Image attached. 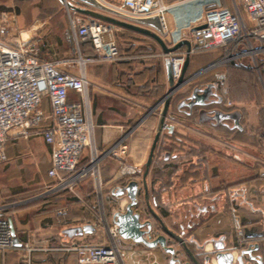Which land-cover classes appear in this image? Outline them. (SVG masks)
<instances>
[{
	"label": "crops",
	"instance_id": "0c3cea01",
	"mask_svg": "<svg viewBox=\"0 0 264 264\" xmlns=\"http://www.w3.org/2000/svg\"><path fill=\"white\" fill-rule=\"evenodd\" d=\"M159 1L172 5V9L162 17L165 28V33L161 36L163 41L177 28L183 34L181 41L189 42L192 33L202 28V25L194 20L196 13L203 8L221 6L234 10L235 4L240 12L242 11L241 0H212L205 5L201 0ZM241 15L244 17L242 12ZM64 16L66 17L65 12ZM66 20L71 51L76 56L78 52L84 56H91L93 51L89 44H75L67 17ZM34 25L39 26L33 36L37 38L40 57L48 60L45 52L48 47L43 37L39 36L44 24L33 23L28 27ZM147 29L155 32L152 28ZM115 37L120 51L128 56L127 59L96 61L84 67V76L88 83L89 116L94 126L92 148L100 156L95 176H88L78 182L72 192L55 190L53 189L55 181L48 176L50 148L44 143L42 136L34 132L28 139L7 142L5 162L16 157L15 147L19 144L34 139L41 141L46 156L37 176L40 177L39 180L48 183V191L45 194L53 195V198L43 200L48 206L58 204L57 207L62 208L64 215L53 219L43 217L32 231L29 229L23 231L20 228L18 232L16 213L12 208L14 205L5 203L11 206L6 216L12 221L20 247L5 254L0 253V264H24L21 258L25 253L23 249L25 243L36 245L30 254L32 264H77L75 254L65 251L64 248L78 243H92L94 237L95 240L97 238L99 241H105L107 229L113 225V214L123 212L125 206L121 200L126 197H116L113 191L124 187L131 180L138 181L141 185V169L147 160L159 125L162 101L171 87L166 63L168 54H164L159 45L149 37L127 29L116 27ZM166 46L171 48L167 43ZM183 52H186V46H181L174 53ZM224 56L225 51L221 48H210L189 55V63L183 78L187 83L172 97L165 118V124L172 127V132L162 130L154 161L146 177L152 209L159 214L169 229L182 233L186 239L193 237L199 245L205 244L206 252L213 251L211 240L222 236L226 238L225 246L231 247L230 243L235 238L236 220H239L244 228L243 245H236L233 242L232 246L235 244L241 249L264 240V177L259 173L262 177L259 184H256L255 180L249 182L252 175L238 176L229 156L220 154V146H234L231 143V135L243 131L241 111L227 107L226 101H230L229 97L222 95L212 82L205 79L209 72L205 71L221 61ZM236 66L250 67V62L248 59H243L241 65ZM66 68L73 74H79L75 65L64 66V69ZM207 85L213 86L212 93L215 97L210 96L209 100L216 103L206 108L203 116H200L203 110L200 107L193 108L191 113L186 106L178 108L182 101H188L187 98L195 87L204 89ZM67 99L69 103L77 102L80 100V95L69 91ZM41 110L45 114L50 111L46 97L42 99ZM213 110L222 115L238 113L239 116L237 119L224 116L216 120L210 118L213 116V112L210 111ZM47 125V122H42L39 130ZM189 129L196 130L201 137L191 136L188 133ZM121 146H125L124 154H120ZM112 148L115 151L114 155H104ZM90 155L91 149H85L79 165L86 164ZM122 165L128 169H135L136 174L122 175L120 172ZM13 167L19 166L16 164ZM98 186L99 193L96 192ZM237 190H242L243 193ZM140 191L138 197L143 204L142 190ZM71 195L77 199L74 197L70 199ZM80 202L84 203L83 206L81 205L84 211L73 212ZM93 202H96L98 210H102L103 213L100 218L92 220L91 213L90 219L88 217L87 208ZM144 208V205L140 207L144 210L143 219H147L148 213ZM65 220L68 222L62 224ZM27 224L26 221L21 227ZM61 225L63 226L60 227ZM84 225H91L96 229L94 228L91 234L71 238L62 232L66 228ZM152 225L150 236L162 235L157 222L152 221ZM57 226L59 230L55 234L53 231ZM32 232H43L39 235L37 243H35V235L30 234ZM167 241L170 243V240ZM121 242L128 247V258L125 259L124 264H142L143 261L139 260L137 251L143 249L150 252L149 261H153L154 264H171V256L160 247L148 249L129 240L122 239ZM192 250L194 253H199L194 246ZM234 255L236 256V252ZM200 259L202 260L203 257ZM186 261L185 256L181 258V264Z\"/></svg>",
	"mask_w": 264,
	"mask_h": 264
},
{
	"label": "built area",
	"instance_id": "2783aa9c",
	"mask_svg": "<svg viewBox=\"0 0 264 264\" xmlns=\"http://www.w3.org/2000/svg\"><path fill=\"white\" fill-rule=\"evenodd\" d=\"M58 1L68 19L73 41L75 44H89L93 54L84 56L78 52L72 59L44 60L39 54L37 38L33 36L38 25L27 30L15 29L11 18L6 14L0 17V163L6 161L5 146L9 140L28 139L32 133H38L50 148L48 176L55 181L53 189L72 192L78 182L96 175L100 161V156L92 148L94 126L89 116L88 83L84 76V67L96 61H117L121 54L115 37L116 26L81 14L79 10L93 9L79 0ZM96 1L131 18L160 16L162 19L172 9V5H166L159 0ZM201 1L204 5L212 2ZM241 7L244 17L235 4L234 10L221 6L200 10L199 18L194 21L201 24L202 28L192 33L189 38V55L198 49H223L224 58L209 68L230 62L241 65L243 59H248L264 92V0H241ZM99 13L118 19L107 12ZM24 34H27L26 38ZM203 35L207 37L206 41H203ZM182 37L180 29L176 28L166 37L164 43L173 47ZM185 57L186 52L171 53L166 57L173 84L181 76ZM69 65L77 66L79 74L64 69V66ZM213 85L218 89V84ZM69 91L78 93L80 100L69 103ZM220 92L227 96L225 87ZM44 97L48 99L50 107L47 114L41 110ZM226 106L234 108L229 100L226 101ZM44 121L48 125L39 130V125ZM87 148L91 149V155L88 162L80 166L82 154ZM124 153L125 146H121L120 154ZM110 154H115L113 148L104 155ZM120 172L129 176L136 174L135 169H128L125 165L121 166ZM99 188L98 186L97 193L100 192ZM121 202L126 205L128 200L122 199ZM10 207L0 206L2 254L20 246L14 245V236L11 233L13 224L6 216ZM236 226L237 234L242 240L243 231L240 230L239 220H236ZM155 238L156 236L150 234L146 236L148 241ZM121 241L122 238L113 224L107 229L105 241L73 244L64 250L75 254L77 264H124L128 258V247ZM23 249L24 264H32L30 253L33 250L27 247ZM137 255L139 260L142 259V264L148 262L151 256L147 249L137 251ZM175 257L180 261L175 264H181L182 256L176 253Z\"/></svg>",
	"mask_w": 264,
	"mask_h": 264
},
{
	"label": "rangeland",
	"instance_id": "374dc122",
	"mask_svg": "<svg viewBox=\"0 0 264 264\" xmlns=\"http://www.w3.org/2000/svg\"><path fill=\"white\" fill-rule=\"evenodd\" d=\"M3 14H6L12 19V24L15 29L27 30L31 28L28 26L33 23L44 24L39 36L43 37L48 47L45 49L48 60H59L62 58L72 59L76 56V54L71 51L67 33V20L57 0H0V17ZM242 14L244 15L243 12ZM199 15L200 13L198 11L195 18H199ZM16 24L18 26H16ZM234 64L235 63L230 62L229 64H225V66L222 65V68H220L221 65H216L205 71H209L208 73H210H207L205 77L206 81L218 84L219 90L225 87L227 96L234 104V108L242 113L241 124L243 131L231 135V143L234 146H220V154L222 156H229L228 158L231 164H234L236 167L238 176L241 177V175H244V177H249L252 175L253 177L249 182L255 180L256 184H259L260 178L264 177V92L258 79L252 72L251 67L246 66L245 68ZM188 133L194 137H201L194 129H189ZM15 152H17V155H15L16 157L14 159L0 163V206H3L5 203L13 204L14 207L12 208L15 209L16 227L19 229L18 232H20V228H22L23 231L26 229L32 231L33 228L37 227L39 219L43 217H47L46 219L61 218L64 213L61 207H57L58 204L48 206V204L44 202L45 200H43L51 199L53 195L47 196V194H45V192L48 191V183L39 180L40 177L37 176V172L40 171L41 165L43 164L42 162L46 156L41 141L39 139H34L29 140L25 144H19L18 147H15ZM145 162L142 166L141 173L144 171ZM16 164L19 167L14 168L13 166ZM259 173L262 177H260ZM257 176L259 180H257ZM237 187L240 186L237 185ZM237 191L240 192L242 190ZM73 197L74 196L71 195L70 199H73ZM139 197L138 199L140 201ZM74 199L77 198L74 197ZM83 204L84 203L80 202V204L76 206V209H73V212L82 213L84 211L82 207ZM143 205L144 204H141L140 207H143ZM102 213V210H98L96 202L89 204L87 214L88 217L89 215L92 216V220L100 218ZM26 221L28 224L21 227V224ZM66 222H68V220L62 221V224ZM62 226L63 225L60 227ZM56 228L57 229L53 231L55 234L58 233L59 226ZM240 228L241 231L244 230L242 224ZM171 231L179 234L184 241L188 240L182 233H177L174 230ZM30 234L35 235V243H37L39 235L43 234V232H32ZM240 239L241 237H239L235 229V238L233 242H235L236 245H240L243 243V240ZM92 241V243H97L99 240L97 238L95 240L94 237ZM233 242L230 243V246H232ZM235 244L233 246H235ZM23 245L32 250L36 248L35 244L34 246H31V244L26 245V243ZM175 249L176 253H179L182 257H186L178 244L175 245ZM150 262L151 261H146L145 264H149Z\"/></svg>",
	"mask_w": 264,
	"mask_h": 264
},
{
	"label": "water",
	"instance_id": "95a60500",
	"mask_svg": "<svg viewBox=\"0 0 264 264\" xmlns=\"http://www.w3.org/2000/svg\"><path fill=\"white\" fill-rule=\"evenodd\" d=\"M86 4L87 6L91 7L93 10H79L80 13L88 15L92 18L104 21L109 23L113 26L127 29L144 36L149 37L153 41H155L164 54H171L174 53L178 48L181 46H186V57L184 60L181 76L177 80L175 84H173L171 75H170V68L167 65L169 76H170V84L171 87L166 92V95L162 101V110L160 113L159 125L154 135L149 155L144 165V171L141 176V185L138 181L131 180L129 181L124 187L115 189L113 194L116 197H123L125 196L128 200L127 204L125 205L123 212H116L112 216V222L116 227L118 235L124 239L132 241L136 244H141L148 249H154L156 247H160L171 256L170 263H180L179 259L176 256V249L175 245L178 244L182 251L185 253L187 261L183 264H202L199 257H203V264H213V260L216 264H264V240L260 243L255 245H248L246 248H237L235 247H226L225 246V236H222L218 239L211 240L212 243V252H205V244L199 245L198 242L193 238L190 237L187 241H184L180 237L179 234L169 230L163 223L162 219L158 216V214L152 209L149 201V193L147 189L146 177L149 172V168L152 164L155 149L160 138L162 130L166 129L168 132H172V127L165 124V118L167 115V111L169 105L172 101V97L174 93L180 90L187 81H185L184 75L189 63V53H190V43L188 41H181L174 45L171 48H168L164 41L162 40L161 36L164 35L165 29L164 24L160 16H151L145 18H131L124 16L120 13L112 11L101 4H99L96 0H79ZM107 12L110 14L115 15L118 19L113 17L104 16L101 13ZM120 18V19H119ZM147 28H152L155 32L150 31ZM173 84V85H172ZM212 85H207L206 88L200 89L199 87H195L187 98L186 101H182L178 108L181 106H186L190 113L192 112L193 108L200 107L202 112L200 116H203L206 113V108L215 104V101H210L209 97L215 95L212 93ZM217 103H219L217 101ZM213 112V116L210 117L212 119H220L225 117H234L238 118L239 114L235 113L233 115H222L217 111H210ZM140 190H142L143 194V204L145 206L148 213V218L143 219V212L144 210L140 209V201L138 199V195L140 194ZM152 221H156L159 228L162 231V235L157 236L155 239L148 241L146 236L150 234L152 231L153 225ZM93 227L91 225H84L83 227H73L63 230V234L67 237L71 238L73 236L82 235V234H91L93 232ZM11 233L14 236V245L18 246V240L15 237V231L13 226L11 225ZM168 238V239H167ZM170 240V243L167 241ZM192 244L195 247V250L198 251V254H195L188 245ZM260 254H254L255 252H260ZM236 252V256L234 255Z\"/></svg>",
	"mask_w": 264,
	"mask_h": 264
},
{
	"label": "trees",
	"instance_id": "16d2710c",
	"mask_svg": "<svg viewBox=\"0 0 264 264\" xmlns=\"http://www.w3.org/2000/svg\"><path fill=\"white\" fill-rule=\"evenodd\" d=\"M202 39H203V41H206L207 40V37H205L204 35L202 36ZM202 51H204V50H200V49H198V50H196V51H194L193 53H198V52H202ZM120 54H121V57H120V59L119 60H117V61H121V60H125V59H127L128 58V56L127 55H125V54H123L121 51H120ZM192 246H194V245H192V244H189L188 245V247L192 250ZM193 251V250H192ZM194 252V251H193ZM195 254H197V253H195ZM202 257V256H201ZM199 259H200V257H199ZM201 260V259H200ZM201 262H202V264H203V260H201Z\"/></svg>",
	"mask_w": 264,
	"mask_h": 264
},
{
	"label": "bare ground",
	"instance_id": "6f19581e",
	"mask_svg": "<svg viewBox=\"0 0 264 264\" xmlns=\"http://www.w3.org/2000/svg\"><path fill=\"white\" fill-rule=\"evenodd\" d=\"M24 37L26 38L27 37V34H24ZM213 264H216V262L214 261Z\"/></svg>",
	"mask_w": 264,
	"mask_h": 264
}]
</instances>
